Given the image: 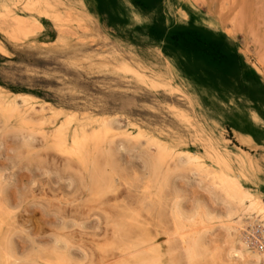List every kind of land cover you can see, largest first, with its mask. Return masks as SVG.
I'll use <instances>...</instances> for the list:
<instances>
[{"label":"rangeland","instance_id":"obj_1","mask_svg":"<svg viewBox=\"0 0 264 264\" xmlns=\"http://www.w3.org/2000/svg\"><path fill=\"white\" fill-rule=\"evenodd\" d=\"M32 1L0 0V108L12 103L18 111L8 115L10 119H4L0 114L3 126L0 125V186L14 184L17 176L31 181V184L14 187L11 197L0 195V211L5 210L0 212V238L4 243L11 241L14 247L16 262L11 264H45L39 258L48 256L46 252L58 246L68 250L76 264H132L131 255L136 251L133 248L138 247L142 238L150 236L156 246L148 244L146 249L155 246L163 253V263L173 264L183 255L180 253L182 247L179 242L171 244L164 230L172 229V217L166 212L173 205L175 194L180 200L184 198L181 205L186 213L200 208L209 211L213 216L211 225L216 223V226H210L206 243L210 247L224 245L229 239L230 223L224 217L228 205L220 201L222 195L213 182L195 171L191 174V170H184L186 174L183 175V170H178L173 186L163 195L162 209L166 208V215L146 212L147 206L143 207L140 199L142 196L138 197L141 195L139 177L144 150L132 136L140 126L147 128L165 143L199 155L211 167L226 168L229 176L236 177L246 191L258 195L264 203V0H136L134 4L132 0H45L53 1L54 14L60 16L56 22L29 10ZM129 5L136 15L145 18V25L132 22ZM5 9L9 12L7 18L1 16ZM15 16L34 17L40 23V29L27 36H15L12 20ZM172 29L189 30L198 46L176 48L173 43L170 45L168 36ZM214 38L219 41L215 42ZM216 52L222 58L216 56ZM154 82L158 88H153ZM15 95L31 98L23 103V98ZM19 111L23 120L26 119H21L22 123L29 124L24 125L26 128L18 122ZM70 114H74V122L68 130L70 140L72 131L80 123H89V118L91 121L108 116L104 118L112 121V131H118L108 137L111 142L107 140L109 145L105 146L107 155L110 144L116 146L115 150L113 146L110 148L111 153L118 151L114 154L120 161L116 160L120 168L116 177V182L119 179L116 197L110 195L103 202H95L89 191L91 171L101 166L103 169L108 162L105 151L93 156L95 165L88 162L85 170L74 160L76 166H73L71 159L55 150L52 140L56 136L52 137L51 132L71 119ZM33 123H37L35 127ZM114 123L115 126L118 124L117 129ZM25 130L30 134L32 130V135ZM127 133L131 138L124 137L126 140L122 136ZM121 140L125 145L121 146ZM114 142H120L121 147ZM129 145H135V149ZM99 156L106 159L100 166L98 163L103 162L101 158L97 159ZM67 159L69 163L65 162ZM82 177L86 179L83 181ZM121 182L129 187L127 184L122 186ZM111 197L115 198L110 200ZM165 203L169 207H164ZM137 207L142 209L139 211ZM123 210L129 218L140 216L129 223ZM121 228L123 231L119 233ZM141 229L147 230L148 236L146 232L140 234ZM170 245L176 247L173 249ZM257 245L255 247L260 251V247L264 249V244ZM170 251L176 252H173L175 260ZM222 255L225 256L224 251ZM183 260L179 262L184 264Z\"/></svg>","mask_w":264,"mask_h":264},{"label":"bare ground","instance_id":"obj_2","mask_svg":"<svg viewBox=\"0 0 264 264\" xmlns=\"http://www.w3.org/2000/svg\"><path fill=\"white\" fill-rule=\"evenodd\" d=\"M45 1V0H44ZM23 2V1H22ZM53 3V1H45L42 2V0H33L32 2H30V5L28 7L29 10H33V11H36L38 16H43L45 18H48V19H51V20H56V19H59L60 16L59 15H55L54 14V7L53 5H51ZM9 7V6H8ZM5 8V7H4ZM6 10V9H5ZM30 13V12H29ZM3 18H7L9 16V12L6 10L4 14L1 15ZM12 18V17H11ZM10 18V19H11ZM14 24H15V30L13 31L14 32V35L15 36H19V35H24V36H27L29 35L30 33H32L34 30L36 29H40V23L38 22L37 19H35L34 17H30V19H26L24 17H21V16H15L12 18ZM56 22V21H55ZM57 26V25H56ZM58 27V26H57ZM62 27V26H61ZM60 27V28H61ZM66 27V26H64ZM8 30V29H7ZM88 30V29H87ZM12 32V33H13ZM40 32V31H38ZM9 34V32H8ZM216 35V34H215ZM10 36V35H9ZM34 36V35H33ZM32 36V37H33ZM12 37V36H11ZM74 37V36H73ZM17 38V37H16ZM19 41H22V40H19ZM46 45V44H45ZM137 49V48H136ZM4 50V49H3ZM0 52H2V47L0 46ZM5 56V55H4ZM154 74V73H153ZM156 82L152 83L153 85V88H158V86L155 84ZM223 84V83H222ZM2 89V88H1ZM4 90V89H2ZM6 91V90H5ZM1 92V91H0ZM16 97H19V98H23V103L25 102H28L27 101V98H31L29 96H21V95H15ZM13 97V96H12ZM35 99V98H34ZM242 99V98H241ZM245 100V99H244ZM32 104V103H31ZM4 105V104H3ZM41 105V104H40ZM39 105V106H40ZM48 106V104H47ZM46 106V107H47ZM19 108V107H18ZM30 108V107H29ZM28 108V109H29ZM32 108V107H31ZM49 108V107H48ZM38 109V108H37ZM36 109V110H37ZM42 109V108H41ZM54 109V108H53ZM253 109V108H252ZM43 110V109H42ZM46 110V109H45ZM44 110V112H46ZM60 111V110H59ZM43 111H41V114H44V112L42 113ZM53 112V111H52ZM18 113L17 111V106L14 107V105H7V107L3 108L1 107L0 108V114L2 115V118L5 119V117H8V115H14ZM39 113V112H38ZM22 114V112H21ZM20 111H19V119H18V122L23 124L24 125H29L27 123H22V120L23 118L20 116ZM61 115V113H59ZM26 115V114H24ZM28 115V114H27ZM57 115H58V112H57ZM59 115V116H60ZM63 115V114H62ZM72 114L69 115V117H71ZM31 116V115H29ZM54 116V115H53ZM73 117H71V119L67 120V122H63V125L62 124H59L61 125L57 130L54 129V132H51L53 133L52 137H54L55 140H52L55 141V145L57 149V151H60L62 153H64L63 156H67L68 159L70 161L74 160L75 162H77L80 166H83V168H85L86 170V167L85 165L87 166V163L90 162L92 163V165H95L93 164V161H92V157L95 155H102L105 151V146L107 144V140L109 141L108 137L112 135V133L114 131H112V121L110 120H106L105 118H107L106 116H104L102 119H97V120H94V119H91L90 121V118L88 120L89 123H86V124H79V126L77 128H75V130L72 131V140H70L68 138V130H69V127L70 125L74 122V114L72 115ZM24 117V116H23ZM42 117V116H41ZM51 117V116H50ZM67 117V118H69ZM112 117V116H111ZM26 118V117H25ZM31 118V117H30ZM29 118V119H30ZM57 118V117H56ZM59 118V117H58ZM93 118V117H92ZM99 118V117H98ZM113 118V117H112ZM119 118V117H118ZM7 119H10V117H8ZM6 119V120H7ZM22 119V120H21ZM32 119V118H31ZM34 119V118H33ZM54 119V118H53ZM126 120V119H125ZM9 121V120H7ZM23 121H26V119H24ZM34 121V120H33ZM29 122V120L27 121ZM32 122V121H31ZM50 122V121H49ZM128 122V121H127ZM6 123V122H5ZM3 123V124H5ZM8 123V122H7ZM39 123V122H38ZM14 124V123H13ZM34 124H37V123H33ZM76 124V123H75ZM117 124V123H116ZM133 124V123H132ZM1 125V124H0ZM7 125V124H6ZM32 125V124H31ZM33 125L31 126V128L33 127ZM42 125V124H41ZM78 125V124H77ZM118 125V124H117ZM116 125V126H117ZM2 126V125H1ZM5 126V125H4ZM13 126V125H12ZM38 126V125H37ZM75 126V125H74ZM115 126V123H114V128L116 127ZM120 126V125H119ZM125 126V125H124ZM128 126V125H127ZM134 126V124L132 125ZM136 126V125H135ZM149 126V125H148ZM8 127V126H7ZM25 127V126H24ZM35 127V125H34ZM76 127V126H75ZM95 127V128H94ZM3 128V126H2ZM9 128V127H8ZM26 128V127H25ZM118 128V127H117ZM115 128V129H117ZM135 128V127H134ZM1 129V128H0ZM5 129V127H4ZM10 129V128H9ZM13 129V128H12ZM16 129V128H15ZM19 129V128H18ZM28 129V128H27ZM87 129H90L91 131H88ZM124 129V128H123ZM128 129V128H126ZM2 130V129H1ZM22 130V129H21ZM24 130V129H23ZM22 130V131H23ZM35 130V129H34ZM114 130V129H113ZM10 131V130H9ZM26 131V130H25ZM29 131V130H28ZM31 131V134L29 132H27V134L29 133L30 135H32V130ZM124 132V131H123ZM133 132V131H132ZM14 133V132H13ZM22 133V132H21ZM37 133V132H36ZM114 133H118V131L114 132ZM121 133V131H120ZM26 134V135H27ZM35 133H33L34 135ZM49 134V133H48ZM130 134V133H129ZM127 133V135H123L120 134L123 138L124 137H127L129 136V138H131L130 136ZM17 135V134H16ZM15 135V136H16ZM22 135V134H20ZM19 135V136H20ZM25 135V136H26ZM41 135H44V137L46 136L45 134H41ZM117 135V134H116ZM133 135V134H132ZM118 136V135H117ZM117 136H113V137H116ZM135 136V137H134ZM132 136L133 138H135L136 140L139 141V143L142 144V147H143V150H144V156H143V164H142V174H141V177H139L140 179V182H139V187L141 189V195L138 194L142 197H140V199L142 200V204H143V207L147 206L146 207V212L148 211V213L152 214L153 213H158L162 216V215H166V213H168L171 217H172V221L171 219H169L171 222H172V229L171 231H166V228H165V235L168 236V238H170L171 240V244L174 242V243H178L181 247L176 249L177 252L180 251L181 255L182 256H177L179 260H182L184 259L185 260V263L184 264H264V249L262 247H260L262 250L260 251L259 249H257V247H255L257 244L259 245L260 244H264V203L262 202V199L260 200V198L258 197V195L254 194V193H250L248 191H246L245 188H243V186L241 185V183L239 182V180L236 178V177H231L227 174V169L226 168H220V169H215L213 167H211L209 164H207L202 157H200L199 155L197 154H194V153H191L189 150L187 149H177V146H172L168 143H165L164 141L158 139L154 133H151V130H148L147 128H144V127H139L135 133V135ZM38 137V136H37ZM36 137V138H37ZM48 137V135L46 136ZM51 137V138H52ZM120 137V136H119ZM39 138V137H38ZM49 138V139H51ZM112 138V137H111ZM128 138V139H129ZM41 139V138H40ZM53 139V138H52ZM119 140V138H117ZM126 139V138H124ZM46 140V138H45ZM111 140V139H110ZM127 140V139H126ZM133 140V139H132ZM135 140V142H136ZM23 141V140H22ZM120 141V140H119ZM122 141V140H121ZM131 141V140H129ZM128 141V142H129ZM49 142V141H48ZM111 142V141H109ZM30 143V142H29ZM113 143V142H112ZM116 142H114L115 144ZM119 144L122 143L121 146H123L124 144V140L120 143L118 142ZM126 143V142H125ZM133 143V142H132ZM50 144V143H48ZM119 144H115V145H119ZM127 144V143H126ZM52 145V144H51ZM109 144H107L108 146ZM125 145V144H124ZM48 146V145H47ZM113 145L110 144V148L112 147ZM120 146V145H119ZM118 146V147H119ZM120 146V147H121ZM130 148L132 145H129ZM135 146V145H134ZM133 147V149H135ZM116 148V146H113V148ZM189 147V145H188ZM24 148V147H23ZM54 148V147H53ZM108 149L109 150V155L107 151H105V157L108 156V162L106 163V165H104L105 167L102 169L103 166L99 167V168H96L94 169L93 171H91V182H88V183H91V187L89 188V191L92 195V199L98 202H103L105 200H107V198L110 196V195H115V192H118L116 191V188L117 186V183L119 182V179H118V182H116V177H118V174H119V165L117 164L116 160L119 159V157L115 159V155L116 153H118V151L115 153L113 151V153H111V149ZM114 148V150H115ZM126 148V146H125ZM129 148V147H128ZM141 148V147H140ZM252 148V147H251ZM34 149V148H33ZM46 149V148H45ZM120 149H123V148H120ZM132 149V148H131ZM31 150V149H30ZM35 150V149H34ZM54 150V149H52ZM119 150V149H118ZM126 149H124L125 151ZM143 150L141 152H143ZM130 151V150H129ZM128 152V151H127ZM111 153V155H110ZM120 153V151H119ZM123 152L121 151V154ZM26 154V153H25ZM31 154V153H30ZM35 154V153H34ZM124 154V153H123ZM29 155V154H28ZM113 155V156H112ZM34 156V155H33ZM57 156V154H56ZM55 156V157H56ZM62 156V155H61ZM142 156V155H140ZM29 157V156H28ZM32 157V156H31ZM30 157V158H31ZM121 157V156H120ZM131 157V156H130ZM134 157V156H133ZM101 156H99V159L100 160ZM103 158H104V155H103ZM141 158V157H140ZM36 159V158H35ZM65 160L66 161H68ZM102 159V158H101ZM122 159V158H121ZM37 160V159H36ZM103 160H106V159H102L101 162H103ZM141 160V161H142ZM34 161V159H33ZM32 161V162H33ZM68 161V163L70 162ZM39 162V161H38ZM59 162V161H58ZM64 162V161H63ZM73 162V161H72ZM95 162V161H94ZM100 162V161H99ZM120 161L118 160V163ZM122 162V160H121ZM140 162V161H139ZM105 161L103 163H98L99 166L100 164H104ZM133 163V162H131ZM72 165L74 164L71 163ZM124 164V163H123ZM140 164V163H139ZM223 164V163H222ZM70 165V164H69ZM68 165V166H69ZM121 165V164H120ZM40 166V165H39ZM73 166H76V163L75 165ZM79 166V167H80ZM141 166V165H140ZM139 166V167H140ZM124 167V166H122ZM138 167V166H137ZM136 167V168H137ZM81 168V167H80ZM135 168V169H136ZM65 169V168H64ZM79 169V168H78ZM82 169V168H81ZM134 169V171H135ZM122 170V169H121ZM141 170V169H140ZM178 170H183V173H184V170H191L189 173L191 172H197L198 174H200L201 176H203V178H207V179H210L212 182H213V186H215L214 188L216 190H218L221 195H222V198L223 200H220V201H224V203H227V211L225 213L226 215L224 216L227 220V222L230 223V226L228 227V234H229V239H226V236H225V239L222 241L224 243V245L222 246H215V247H210L207 243H206V237L208 236V232L211 230V227L210 226H216V223H214V225H211L212 223V220H213V216L208 212L206 211H203V208L201 209H195V211L191 212V213H186L184 208H182L183 205H181V199L179 198L178 195H174V202H172V206H170L171 208H169L170 210L167 211L165 213V209L163 211L162 207V200H163V195L165 194L166 191L170 190L171 187L173 186V182L175 181V176L177 175L178 173ZM83 171V170H82ZM123 171V170H122ZM133 171V172H134ZM138 171V170H137ZM60 172V171H59ZM58 172V173H59ZM64 172V171H63ZM67 172V171H66ZM74 172V170H73ZM78 172V171H77ZM88 172V171H86ZM125 172H127L125 170ZM124 172V173H125ZM140 172V171H138ZM182 172V171H181ZM71 173V172H70ZM80 173V172H79ZM78 173V174H79ZM121 173V172H120ZM128 173V172H127ZM77 174V176H78ZM82 174V173H81ZM80 174V175H81ZM122 174V173H121ZM140 174V173H139ZM186 173H184L183 175H185ZM192 174V173H191ZM196 174V173H195ZM61 175V174H60ZM76 175V174H75ZM88 175V174H87ZM127 175V174H126ZM133 175V174H132ZM131 175V176H132ZM180 175V173H179ZM178 175V176H179ZM1 176V175H0ZM63 176V175H62ZM88 176V177H90ZM125 176V175H124ZM177 176V177H178ZM81 177V176H80ZM79 177V178H80ZM84 177V176H83ZM82 177V178H83ZM120 177V175H119ZM127 180H128V177L129 176H126ZM138 177V176H137ZM124 178V177H123ZM134 178V177H133ZM84 179L86 178H83V181ZM136 179V178H135ZM80 182H81V179H79ZM88 180V179H87ZM122 180V179H121ZM134 180V179H133ZM132 180V181H133ZM178 180V179H177ZM202 180V179H201ZM73 181V180H72ZM77 181V180H76ZM125 181V180H124ZM130 182V178L128 180ZM135 181V180H134ZM137 181V180H136ZM135 181V182H136ZM139 181V180H138ZM193 181V180H192ZM86 182V181H85ZM209 182V181H208ZM207 182V183H208ZM122 183V182H121ZM125 183V182H123ZM122 183V186H125L126 184H123ZM195 183V182H194ZM85 184V183H84ZM137 185V183H135ZM176 184V183H174ZM199 184V183H197ZM130 185V184H129ZM178 185V184H177ZM210 185V187L212 186L211 184H208V186ZM87 186V183L86 185ZM128 186V184H127ZM135 186V185H134ZM138 186V185H137ZM175 186V185H174ZM212 186V187H213ZM88 187V186H87ZM86 187V189H87ZM120 187V186H119ZM129 187V186H128ZM127 187V189H128ZM132 187V186H131ZM209 187V188H210ZM79 188V187H78ZM138 188V187H137ZM179 188V187H178ZM118 189V188H117ZM134 189V187H133ZM173 189V188H172ZM182 189V188H181ZM184 190V189H182ZM208 190V189H206ZM129 191H132L129 189ZM212 191H213V188H212ZM87 192V191H86ZM135 192V191H133ZM138 193V191H136ZM174 192V191H173ZM177 192V190H176ZM210 192V191H209ZM214 192V191H213ZM140 193V192H139ZM180 193V192H179ZM216 193V192H214ZM117 194V193H116ZM211 194V193H210ZM219 194V193H218ZM81 195V194H80ZM90 195V196H91ZM219 194V196H221ZM127 196V195H126ZM210 196V195H209ZM215 195L213 194V197ZM89 197V196H88ZM116 197V195H115ZM114 197V198H115ZM186 197V196H184ZM217 198V196H215ZM114 198H110V200L114 199ZM168 198V197H167ZM137 199V198H136ZM166 200V197L164 198ZM170 199V198H169ZM218 199H221V197H219ZM122 200V199H121ZM212 200V199H211ZM87 201V200H86ZM89 201V200H88ZM92 201V200H91ZM171 201V200H170ZM94 202V201H93ZM124 202V201H123ZM217 202V201H216ZM111 203V202H110ZM115 203V202H114ZM135 203V201H134ZM185 203V202H184ZM222 203V204H224ZM101 204V203H100ZM137 204L138 201H137ZM141 204V203H140ZM2 205V204H1ZM0 205V208H2V206ZM103 205V204H102ZM133 205V204H132ZM136 205V203L134 204ZM133 205V206H134ZM167 205V203L164 204V207ZM196 205V204H195ZM218 205V204H217ZM125 206V205H124ZM137 206V205H136ZM142 206V205H140ZM168 206V205H167ZM166 206V207H167ZM192 206V205H191ZM198 206V205H197ZM201 206V205H200ZM139 207V206H138ZM139 211L140 209L142 208H138ZM169 207V206H168ZM202 207V206H201ZM221 207V206H220ZM120 209V207H118ZM122 208V207H121ZM131 208V207H130ZM198 208V207H196ZM207 208V207H206ZM226 208V207H224ZM126 209H129L126 208ZM134 209V207H133ZM133 209H131V211L133 212ZM135 208V210L138 212ZM144 209V208H143ZM208 209V208H207ZM217 209V208H216ZM4 210V209H3ZM1 210V211H3ZM109 210V209H108ZM115 210V209H114ZM122 210V209H121ZM120 210V211H121ZM187 210V209H186ZM205 210V208H204ZM209 210H210V207H209ZM212 210V209H211ZM222 210V208H221ZM225 210V209H223ZM0 211V212H1ZM5 211V210H4ZM3 211V212H4ZM127 211V210H125ZM135 211V212H136ZM142 211V210H141ZM191 211V210H190ZM7 212V210H6ZM123 213L124 210L122 211ZM130 212V211H129ZM131 212V213H132ZM134 212V213H135ZM145 212V210L143 211V213ZM170 212V213H169ZM217 212V211H216ZM222 212V211H221ZM219 212V213H221ZM111 213V212H110ZM118 214V212H116ZM133 213V214H134ZM147 213V214H148ZM6 214V213H5ZM8 214V212H7ZM6 214V216H7ZM127 214V213H125ZM213 214V213H212ZM222 214V213H221ZM119 215L122 216V213ZM131 216H133L132 214H129ZM137 215V214H136ZM146 215V213H145ZM151 215V217H153ZM156 215V216H157ZM215 215V214H214ZM218 215V214H216ZM224 214H222L223 216ZM5 216V215H4ZM5 216V218H6ZM112 216V215H111ZM120 216V217H121ZM128 218V214L126 215ZM130 216V217H131ZM140 216V215H137V217ZM149 216V215H148ZM148 216L145 218H147V220L149 221L148 219ZM160 216V217H161ZM220 216V215H219ZM218 216V217H219ZM119 217V216H118ZM127 217H125L124 219H126ZM137 217L135 218H129L128 219V222L129 223H133L137 220ZM144 216L141 215V219L143 220ZM165 217V216H164ZM218 217H215L214 218H218ZM2 218V217H1ZM111 218V217H109ZM123 218V217H122ZM122 218H120L121 220H123ZM150 218V217H149ZM159 218V217H158ZM166 220H167V217H165ZM236 218V219H235ZM114 219V218H113ZM120 219H119V222H120ZM139 219V218H138ZM157 219V217L155 218ZM225 219V220H226ZM7 220H9L7 218ZM127 220V219H126ZM146 220V219H145ZM161 220V219H160ZM168 220V221H169ZM219 220V219H218ZM224 220V219H222ZM236 220V221H235ZM144 221V220H143ZM152 221V220H151ZM170 221L168 223H170ZM124 222V221H123ZM126 222V221H125ZM124 222V223H125ZM127 222V223H128ZM140 222V221H139ZM225 223V221H223ZM222 222V223H223ZM117 223V221H116ZM115 223V225L117 226V224ZM153 223V222H151ZM162 223H165L164 221ZM223 223V225H224ZM121 224V223H120ZM119 224V227H122L124 228V225H121L120 226ZM141 224V223H140ZM228 224V223H227ZM226 224V225H227ZM144 225V224H143ZM156 225V224H155ZM158 225V224H157ZM161 225V224H160ZM167 225V224H165ZM5 226V225H4ZM8 226V225H7ZM5 226V228L7 227ZM137 225V228H142L141 226ZM159 226V225H158ZM164 226V225H163ZM169 226V225H168ZM219 226H220V223H219ZM3 227V226H2ZM118 227V228H119ZM160 227V226H159ZM159 227H156L157 229ZM162 227V226H161ZM166 227V226H165ZM224 227V226H223ZM8 228V227H7ZM117 228V227H116ZM122 228L120 229L119 233H122ZM129 228V227H128ZM135 228V227H134ZM136 228V231L138 230ZM144 228V227H143ZM163 228V227H162ZM162 228H159L161 230H163ZM171 228V227H170ZM145 229V228H144ZM153 229V228H152ZM214 229V228H213ZM220 229V228H219ZM222 229V228H221ZM117 230V229H116ZM122 230V231H121ZM154 230V229H153ZM168 230V229H167ZM217 230V229H216ZM224 230V229H222ZM227 230V227L226 229ZM224 230V232H226ZM3 231V229H2ZM8 231V229H7ZM6 231V232H7ZM117 231V232H118ZM143 233H142V232ZM147 231V230H146ZM145 231V232H146ZM149 231V230H148ZM129 232V231H128ZM138 232V231H137ZM139 232H141L140 234H143L145 235L146 233V236H148V232H144L142 229L139 230ZM161 232V231H160ZM9 233V232H8ZM112 233V232H111ZM145 233V234H144ZM156 233V232H154ZM124 234V232H123ZM163 234V232H162ZM161 234V235H162ZM227 235V233H225ZM6 235V234H5ZM5 235H3V238L5 239ZM143 235H141V237H143ZM160 235V236H161ZM8 236V235H7ZM122 236V235H121ZM139 236V235H138ZM163 236V235H162ZM164 236V237H166ZM1 237V236H0ZM120 237L117 235V238ZM145 237V236H144ZM7 238V237H6ZM151 238H153L152 236H150V238H142L144 240H141L140 243H137L139 249L137 246L134 247V245H132L134 248L133 250H136L134 254L131 255V258L133 260V263H132V260H131V263L132 264H164L163 263V253L160 252V250H157L155 249L156 245L153 244V241ZM209 238V236H208ZM8 239V238H7ZM120 240V238H118ZM109 240V239H108ZM164 240V239H163ZM253 240L254 243H253ZM8 241V240H7ZM59 241V240H57ZM126 241V240H125ZM124 241V242H125ZM137 241V239L135 240ZM134 241V243H135ZM152 241V243H151ZM167 241V240H165ZM210 241V240H209ZM219 241V240H218ZM257 241V244L255 245V242ZM11 242V241H10ZM4 243L3 240H1L0 238V264H11L12 261H14V263L16 262L15 258H16V253H15V250H14V247L12 246V243ZM61 242V241H59ZM67 242V241H66ZM65 242V244H66ZM120 242H123V241H120ZM133 242V241H132ZM157 242V241H156ZM215 242V241H214ZM61 243L64 244V242L62 241ZM131 243V242H130ZM157 243H160V242H157ZM173 243V244H174ZM217 242H215L216 244ZM220 242H218L217 244H219ZM63 244H61L63 246ZM69 244V243H68ZM66 244V245H68ZM148 244H153L155 245L153 248L154 249H151L150 250H147L146 247H148L147 245ZM166 245H168L167 243H165ZM136 245V244H135ZM257 245V246H258ZM70 246V245H68ZM68 246H65V247H68ZM169 246V245H168ZM167 246V247H168ZM173 246V245H172ZM170 245V248L172 247ZM264 246V245H263ZM54 247V246H53ZM98 247V246H97ZM100 247V246H99ZM104 247V246H103ZM161 247V246H160ZM159 247V248H160ZM174 247L176 246H173L172 248L174 249ZM178 247V246H177ZM227 247V248H226ZM168 247V249H170ZM74 249V248H73ZM138 249V250H137ZM161 249V248H160ZM168 249L166 251H168ZM172 249V250H173ZM50 250V249H49ZM54 250V251H53ZM53 250L51 252H46V254H49L48 256L45 255V257L41 256L42 258H39L43 261V263L45 264H74L76 261L75 259L73 260L72 256H71V253L66 250L65 248L63 247H60L58 246L56 249L53 248ZM103 250V248H102ZM127 250V249H126ZM128 250H130V247L128 248ZM131 250H132V247H131ZM132 250V251H133ZM171 250V249H170ZM71 251V250H70ZM165 251V252H166ZM183 251V252H182ZM222 251H224L225 253V256L222 255ZM43 252V251H42ZM42 252H37L38 254L40 253L42 255ZM101 252V251H100ZM112 252V251H111ZM120 252L124 253L125 251L124 250H120ZM119 252V253H120ZM127 252V251H126ZM129 252V251H128ZM171 253H173L174 251H170ZM36 253V255H37ZM50 253H52L50 255ZM105 253V252H104ZM167 253V252H166ZM165 253V254H166ZM169 253V251H168ZM176 253V252H174ZM173 255V257H171L173 260H175L176 258H174L176 255ZM126 254V253H125ZM179 254V253H178ZM115 255V254H114ZM128 255V253L126 254ZM170 255V253H169ZM39 256V255H38ZM74 256V255H73ZM37 257V256H35ZM101 257V256H100ZM122 256H119V258H121ZM184 257V258H183ZM75 258V257H74ZM102 258V257H101ZM116 259H118V257H115ZM123 258V257H122ZM171 259V261H172ZM223 259V260H222ZM228 259V260H226ZM110 260V259H109ZM123 260V259H122ZM178 261H174L173 264H182ZM183 260V261H184ZM225 260V261H224ZM38 261V259H37ZM40 261V260H39ZM74 261V262H73ZM108 261V260H107ZM112 261V260H111ZM110 261V262H111ZM121 261V259H120ZM227 261V262H226ZM124 262V261H123ZM129 262V261H127ZM177 262V263H175ZM226 262V263H225ZM42 263V262H40ZM39 263V264H40ZM122 263V262H121ZM76 264V263H75ZM129 264V263H127Z\"/></svg>","mask_w":264,"mask_h":264},{"label":"snow or ice","instance_id":"obj_3","mask_svg":"<svg viewBox=\"0 0 264 264\" xmlns=\"http://www.w3.org/2000/svg\"><path fill=\"white\" fill-rule=\"evenodd\" d=\"M136 2V0H132V3L134 4ZM129 15L131 17V20L134 24L137 25H145L146 24V20L145 18H142L140 15H136L135 14V10L132 9L129 5ZM7 159V158H6ZM10 163V161H9ZM21 171H24V169H21ZM21 184H31V181L28 180L26 177L23 176H17L15 183L14 184H8L5 183V185L0 186V195L4 196V197H11L12 196V190L14 187H16L17 185H21ZM21 191H23L24 189L21 188ZM35 209V206L33 205V210Z\"/></svg>","mask_w":264,"mask_h":264},{"label":"trees","instance_id":"obj_4","mask_svg":"<svg viewBox=\"0 0 264 264\" xmlns=\"http://www.w3.org/2000/svg\"><path fill=\"white\" fill-rule=\"evenodd\" d=\"M203 33V32H202ZM205 34V33H203ZM191 32L189 30H176L172 29L169 36H168V43L170 45H173L174 47H182V46H191V47H196L198 46L197 43L198 41L195 40V38L190 37ZM214 41H219L218 39L214 38ZM216 56H219L222 58V55L219 52L215 53Z\"/></svg>","mask_w":264,"mask_h":264}]
</instances>
